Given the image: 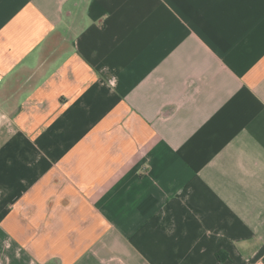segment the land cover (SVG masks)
<instances>
[{
  "label": "crops",
  "instance_id": "crops-1",
  "mask_svg": "<svg viewBox=\"0 0 264 264\" xmlns=\"http://www.w3.org/2000/svg\"><path fill=\"white\" fill-rule=\"evenodd\" d=\"M0 264H264V0H0Z\"/></svg>",
  "mask_w": 264,
  "mask_h": 264
},
{
  "label": "trees",
  "instance_id": "trees-1",
  "mask_svg": "<svg viewBox=\"0 0 264 264\" xmlns=\"http://www.w3.org/2000/svg\"><path fill=\"white\" fill-rule=\"evenodd\" d=\"M226 255V254H225ZM225 255H221V254H217V257H218V259H224V258H226V256Z\"/></svg>",
  "mask_w": 264,
  "mask_h": 264
}]
</instances>
